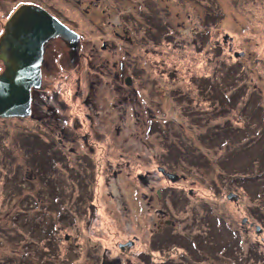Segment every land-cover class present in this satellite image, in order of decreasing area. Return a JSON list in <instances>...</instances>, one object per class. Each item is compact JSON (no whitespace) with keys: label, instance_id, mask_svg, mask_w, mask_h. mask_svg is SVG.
<instances>
[{"label":"rangeland","instance_id":"rangeland-1","mask_svg":"<svg viewBox=\"0 0 264 264\" xmlns=\"http://www.w3.org/2000/svg\"><path fill=\"white\" fill-rule=\"evenodd\" d=\"M33 3L80 38L0 116V264H264V0H0V38Z\"/></svg>","mask_w":264,"mask_h":264},{"label":"water","instance_id":"water-1","mask_svg":"<svg viewBox=\"0 0 264 264\" xmlns=\"http://www.w3.org/2000/svg\"><path fill=\"white\" fill-rule=\"evenodd\" d=\"M55 38L74 50L79 35L39 5L24 4L11 16L0 38V60L6 67L0 74V116H27L31 112L33 90L42 87L45 45ZM167 175L173 181L179 179L178 174Z\"/></svg>","mask_w":264,"mask_h":264},{"label":"trees","instance_id":"trees-1","mask_svg":"<svg viewBox=\"0 0 264 264\" xmlns=\"http://www.w3.org/2000/svg\"><path fill=\"white\" fill-rule=\"evenodd\" d=\"M264 111H262V116L264 117ZM261 115H260V117H261ZM252 117L254 118V120L257 118V114H255V113H253V115H252ZM258 124H259V122L257 121V123H256V126H258ZM262 126H264V125H262ZM262 130H263V128H262ZM242 137H244V136H242ZM258 138L257 139H255V140H263L264 141V130H263V132H262V134H259L258 136H257ZM242 139V138H241ZM222 143H223V140H222ZM263 154V153H262ZM233 156V155H232ZM259 164H261V165H264V162H258ZM256 176H258V178H259V172L257 173V174H254L253 172L250 174V176H248V178L246 179V180H249V182H256V181H259V183H261L262 182V180H261V178H259L258 180H256ZM56 195V194H55ZM187 235H184V237H186ZM187 238V237H186ZM210 237H208V238H206L205 240H203L204 241V243H206V244H208V243H210ZM200 243H201V241H199ZM199 246H200V244H199ZM194 251V250H193ZM199 251H200V247H198V249H197V247H196V251H194V253L192 254V256H190V258L188 257H186V258H184L185 256H182V255H180L179 257H178V259L182 256V258H181V260L179 261L180 263H177V264H200V260H198V259H196L195 258V253H199ZM171 263V261H170V258L167 260V261H165L163 264H170Z\"/></svg>","mask_w":264,"mask_h":264},{"label":"flooded vegetation","instance_id":"flooded-vegetation-1","mask_svg":"<svg viewBox=\"0 0 264 264\" xmlns=\"http://www.w3.org/2000/svg\"><path fill=\"white\" fill-rule=\"evenodd\" d=\"M33 4H35V3H33ZM3 14V17L5 18L7 15H8V20L6 21V23L4 24V28H5V30H6V26H7V23H8V21H9V17H10V9H8L6 12H3L2 13ZM55 16V15H54ZM57 17V16H56ZM59 20H61L59 17H57ZM62 21V20H61ZM63 22V21H62ZM64 23V22H63ZM64 24H66V23H64ZM67 25V24H66ZM68 26V25H67ZM71 28V27H70ZM72 29V28H71ZM74 30V29H73ZM75 31V30H74ZM76 32V31H75ZM77 33V32H76ZM79 35V34H78ZM52 40H54V39H52ZM52 40H50V41H52ZM49 41V42H50ZM49 42H47V43H49ZM46 43V44H47ZM45 50H46V45H45ZM46 52V51H45ZM45 52H44V56H45ZM0 63H1V61H0ZM2 63L4 64V62L2 61ZM5 65V64H4ZM6 68V67H5ZM3 72V71H2ZM44 84V83H43ZM40 89H42V87L40 88ZM43 92V91H42ZM42 99V97L40 98V100ZM41 102V101H40ZM41 104H42V102H41ZM44 116H49V114L48 115H44V114H42L41 116H40V118H42L43 119V117ZM44 120V119H43ZM43 123H45V124H47V123H49V121H46V119H45V121H43ZM85 141H87V140H85ZM57 142H58V144L59 145H62L63 144V142H64V140L63 139H59V141L57 140ZM148 172L147 173H139V177L141 178V180H143L144 182H147V178L149 179V176H148ZM168 172H166V174H164V175H166L167 177H168ZM145 176H147V178L145 177ZM169 178V177H168ZM170 179V178H169ZM152 190H153V187H152ZM158 191V190H157ZM161 192V190H159L158 191V193H160ZM165 192V191H164ZM152 199V198H151ZM162 199V198H161ZM162 213H164V216H166V214H167V212H165V211H163ZM169 221V220H168ZM168 221H166L167 223H168ZM160 232H162V230H163V227L161 228L160 227ZM121 247H122V249L123 248H125L126 247V244L125 245H122L121 244ZM104 262V261H103ZM103 262L101 263V264H103Z\"/></svg>","mask_w":264,"mask_h":264},{"label":"bare ground","instance_id":"bare-ground-1","mask_svg":"<svg viewBox=\"0 0 264 264\" xmlns=\"http://www.w3.org/2000/svg\"><path fill=\"white\" fill-rule=\"evenodd\" d=\"M43 82V81H42ZM33 95H34V93H33Z\"/></svg>","mask_w":264,"mask_h":264}]
</instances>
